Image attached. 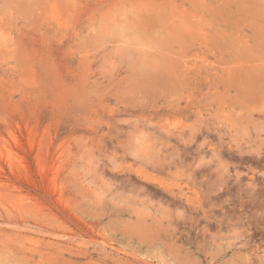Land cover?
<instances>
[{"label":"rangeland","instance_id":"rangeland-1","mask_svg":"<svg viewBox=\"0 0 264 264\" xmlns=\"http://www.w3.org/2000/svg\"><path fill=\"white\" fill-rule=\"evenodd\" d=\"M0 264H264V0H0Z\"/></svg>","mask_w":264,"mask_h":264},{"label":"bare ground","instance_id":"bare-ground-1","mask_svg":"<svg viewBox=\"0 0 264 264\" xmlns=\"http://www.w3.org/2000/svg\"><path fill=\"white\" fill-rule=\"evenodd\" d=\"M262 201H260V203H261Z\"/></svg>","mask_w":264,"mask_h":264}]
</instances>
